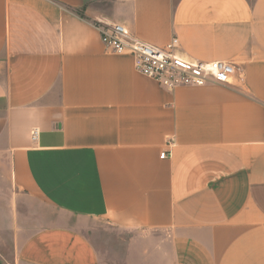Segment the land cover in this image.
Here are the masks:
<instances>
[{"label": "crops", "instance_id": "obj_1", "mask_svg": "<svg viewBox=\"0 0 264 264\" xmlns=\"http://www.w3.org/2000/svg\"><path fill=\"white\" fill-rule=\"evenodd\" d=\"M97 21L236 74L167 90ZM0 169L15 264H264V0H0Z\"/></svg>", "mask_w": 264, "mask_h": 264}, {"label": "built area", "instance_id": "obj_2", "mask_svg": "<svg viewBox=\"0 0 264 264\" xmlns=\"http://www.w3.org/2000/svg\"><path fill=\"white\" fill-rule=\"evenodd\" d=\"M100 34L107 50L117 55L130 56L134 69L167 90L179 86L203 87L213 83L229 84L235 76V67L222 61L203 62L190 60L180 53V41L173 38L166 46L158 48L142 42L124 25L101 21L92 23ZM38 130L32 131V140H37ZM173 145V143H171ZM164 151L160 159L170 157Z\"/></svg>", "mask_w": 264, "mask_h": 264}, {"label": "rangeland", "instance_id": "obj_3", "mask_svg": "<svg viewBox=\"0 0 264 264\" xmlns=\"http://www.w3.org/2000/svg\"><path fill=\"white\" fill-rule=\"evenodd\" d=\"M8 187L9 181L7 175L0 169V256L7 260V262L15 264L17 251L13 247V233L10 231L15 217L9 215L12 208V195ZM102 232L99 230L98 233H94L95 245L104 253H108L106 257H109L110 261H114L116 260L118 246L115 240H102L99 237V234H102Z\"/></svg>", "mask_w": 264, "mask_h": 264}]
</instances>
